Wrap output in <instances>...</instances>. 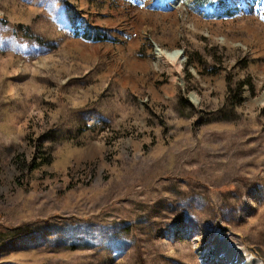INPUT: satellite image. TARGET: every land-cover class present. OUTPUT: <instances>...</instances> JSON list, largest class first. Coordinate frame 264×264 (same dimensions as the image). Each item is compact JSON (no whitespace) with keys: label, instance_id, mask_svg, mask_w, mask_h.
Listing matches in <instances>:
<instances>
[{"label":"rangeland","instance_id":"obj_1","mask_svg":"<svg viewBox=\"0 0 264 264\" xmlns=\"http://www.w3.org/2000/svg\"><path fill=\"white\" fill-rule=\"evenodd\" d=\"M187 1L0 0V264L264 262V0Z\"/></svg>","mask_w":264,"mask_h":264},{"label":"bare ground","instance_id":"obj_2","mask_svg":"<svg viewBox=\"0 0 264 264\" xmlns=\"http://www.w3.org/2000/svg\"><path fill=\"white\" fill-rule=\"evenodd\" d=\"M175 1H176V5H179L181 2H184V0H175ZM188 2H189V0L187 1V3ZM187 3L185 2V5ZM190 8L191 9H197V7H190ZM156 52L159 56L158 58H163L165 60H169V62L171 60L172 63H173V60H176L181 54V52L179 50H174L172 52H166V51H162L160 49H157ZM192 100L195 104L199 103L198 98L194 95L192 96ZM233 239L230 237H225V236L224 237H217L215 239L214 246L216 249V254H215L213 262L211 264H264L263 260L256 258L253 254H251L249 251H247V249L244 247L245 245L242 246L241 243L238 244ZM238 242H240V241H238Z\"/></svg>","mask_w":264,"mask_h":264}]
</instances>
